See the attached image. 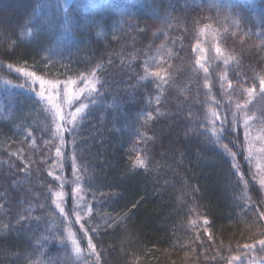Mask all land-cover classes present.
I'll return each instance as SVG.
<instances>
[{
  "label": "trees",
  "instance_id": "obj_1",
  "mask_svg": "<svg viewBox=\"0 0 264 264\" xmlns=\"http://www.w3.org/2000/svg\"><path fill=\"white\" fill-rule=\"evenodd\" d=\"M35 3L36 0H0V204L4 205L0 211V264H32L38 259L50 264H71L68 254L56 241L47 242L43 256L39 255V245L35 243L40 237L51 235L49 213L56 211L45 199V185L57 183L47 174L49 166L55 162L54 146L44 145V141L50 139L49 133L44 131L50 126L45 105L38 103V98H33L25 89L4 83H25L8 64L27 67L49 79H65L75 78L78 73L102 62L105 70L100 76L105 82V97L111 101L115 96L123 104L119 111L94 107L74 134L65 133L68 141L63 158V175L67 178L64 190L68 193L65 207L70 208L75 199L70 159L75 151L84 189L91 188L87 199L93 208L92 223L86 227L101 252L102 264H217V260L212 259L217 250L226 255L230 245L233 254L242 251L237 249L238 243L251 242L250 238L259 235L258 229L247 226L244 217L256 211L257 206L261 208V195L250 179L246 160L233 147V135L227 136L224 143L236 152L240 171L248 181L247 189L233 168L231 157L212 144L210 136L204 135L202 125L208 126V121L199 120L185 135L181 123L175 119L178 114L156 116L154 130L163 145L149 159L147 171L130 170L124 126L130 112V90L141 68L142 43L127 32L113 33L116 10L108 4L96 14L97 18H103L104 35L97 34L101 29L95 24H88L75 31L70 44L49 53L46 35L35 39L20 35L25 24L31 27ZM179 21L193 34V57L198 55L193 51L198 41L205 49L203 62L211 76L212 95L221 101L225 93L219 89L218 78L222 71L215 46L206 35H198L189 16L182 13ZM12 41L15 47H10ZM198 74L199 83L195 90H189L190 98L212 101L211 96L205 94L207 90L201 87L203 72ZM183 76L186 82L187 74ZM29 130L35 138V147L31 139H25ZM20 149H23L24 159L34 163L27 181L14 183L25 180V174L20 171L23 162L10 154ZM43 157H49L47 164L41 163ZM40 203L45 207L40 208ZM30 206L34 211L29 212ZM21 213L29 219L17 223ZM203 218L210 221L208 227L213 241L207 240L203 226L190 225L191 220L202 225ZM60 219L57 212V224ZM94 226H98V232L91 231ZM72 227L86 249L87 239L83 238L79 224L73 223ZM197 234L210 246H202L196 239ZM242 259L246 264H261L264 252L257 250Z\"/></svg>",
  "mask_w": 264,
  "mask_h": 264
},
{
  "label": "snow or ice",
  "instance_id": "obj_2",
  "mask_svg": "<svg viewBox=\"0 0 264 264\" xmlns=\"http://www.w3.org/2000/svg\"><path fill=\"white\" fill-rule=\"evenodd\" d=\"M112 2L113 0H36L33 9V18H30L31 27L29 24H25L20 35H27L33 37V39L38 38L40 35H46L49 40V46L46 47V51L49 53L59 51L62 47H65L74 40L75 31L79 27L86 28L88 24H95L101 29L97 34L102 35L104 21L102 17L97 18L96 14L99 10L104 9L106 4ZM138 3L139 0H125L124 3L118 6L125 13H130V10L137 7ZM247 6L251 8L252 3L249 2ZM170 7L175 8V5H170ZM182 7L186 10L194 7L203 9L204 4L202 0H183ZM209 10H215L216 16L219 18V22L222 24L225 33L228 32V25L223 23L226 20H231L232 25L236 29L241 27L240 20L234 17L230 10L221 7L219 4L211 5ZM77 14H79L82 20L81 23H78ZM169 19L170 17L166 15L165 20ZM206 19L212 21L213 17H206ZM196 23L199 24L200 21ZM261 24L264 25V18L261 19ZM210 30L213 35L219 34V29L213 28L211 23H204L198 29V35H207ZM232 34L235 35V33ZM10 47H15V41L11 42ZM160 49L164 50V55H167L169 59L173 57L174 53L170 48H165V45L162 44L160 45ZM193 51L198 53V55L193 57L192 71L194 73L203 72V83L201 87L207 90L205 94L211 96L212 102L222 109L223 105L221 102L217 101L215 96L212 95L213 85L211 83V76L208 67L203 62L205 49L201 47L199 41L196 43ZM215 53L216 58L220 59L225 67V71L218 78V84L220 91L226 93V102L230 107L227 112L217 111L215 108L208 109L205 116V119L208 121V126L202 125V127L205 128L204 135L210 136L211 143L219 146L223 152L231 157L233 168L239 174L244 188L247 189L248 181L244 178V173L240 171L237 154L229 148L228 144L224 143V139L229 135H235L237 140L233 142V147L241 151V155L246 161H251L253 157V139L250 135V129L252 128L251 122L257 121L264 126V111H261L260 115L257 116L255 111H253L255 105L252 102L257 99L264 100V74H257L256 76L248 78L236 72L234 74L236 78L234 86L233 81L228 78L227 69L230 63L235 64L237 67L240 65L239 54L234 53V51L222 49L219 44L215 47ZM145 55L148 56L147 53ZM157 56L159 60L151 56L144 60L143 74L138 75L137 82L151 80L158 90L155 101L159 104L165 86H170L169 82L172 79V73L168 71L171 65L167 64V61L163 59L159 51ZM133 60L134 57L129 60V63L131 64ZM7 67L15 73L20 74L24 78L25 83L17 85H13L11 81H4V83L13 88L25 89L27 92L32 93L33 98H38V103L42 102L45 105L50 120V126L44 129V131L49 133L50 139L45 140L44 145L48 146L49 144H53L55 162L49 166L47 174L57 183L55 186L51 183L45 185L47 191L45 199L49 200L51 205H54L56 211L49 213V216L52 218L49 226L51 235H44L35 242L39 245V255H44V248H46L47 242L56 241L58 246L68 254L71 264H89V262L90 264H102L101 252L97 250V244L93 242L92 236L89 235V228L86 227V224L92 223L93 208L87 199V192L91 191V188L84 189L83 174L77 165L75 151H73L70 159L74 177L71 182L72 195L75 199L72 206L66 210L65 206L68 203V193L64 190L67 178L63 175V158L64 148L68 143L65 139V133L69 135L74 134L79 129L80 124L91 115L94 107L101 109L109 108L113 111H119L123 108V104L119 103L115 96L112 97L111 101L105 97V82L100 76V73L105 70V66L100 62L86 72L78 73L75 78L67 77L65 79H49L44 74H38L37 71L29 70L27 67H16L12 64H8ZM249 79L252 80L251 83H248ZM234 96H236L235 100H233ZM250 105L251 107H249ZM156 111L157 114L163 115L159 108ZM146 116L148 119L153 118L151 112H147ZM241 125L243 126V145L239 143L238 136ZM116 131H120V129H116ZM134 134L136 135L137 143L141 141L147 143V140L150 139L147 133L141 132L139 129H135ZM25 139H31V145L33 147L36 146L35 138L32 136L30 130L27 132ZM255 140L264 145V130L255 137ZM71 143L74 148V137ZM245 146L247 151L246 156L244 155ZM258 151L264 156V146H261ZM22 152L23 149L10 153L20 159L24 164V167L20 171L25 174V180L14 181V183H24L31 176V168L34 161L25 160L21 155ZM131 152L135 155L129 157V169L133 171L137 169L147 171L149 159L146 154H143L144 149L134 146ZM48 158H41V163L47 164ZM256 167L258 169V175L257 173H253L251 178L253 180L258 178L261 189H264V162L257 161ZM86 171L85 169V173ZM100 195L103 196L104 193H100ZM95 196L96 194L93 193V200H95ZM245 197L249 200L251 199L247 197L246 192ZM39 207L44 208V203H40ZM259 207L257 206L256 222L264 225V211H258ZM3 208L4 205L0 204V211ZM31 211H34V209L30 206L29 212ZM57 212L61 217L59 224L56 222ZM25 219H29V217H25L21 213L17 223ZM34 219L39 220L41 217H34ZM73 223L79 224L80 230L83 232V238L87 239L86 249L82 247L81 237L73 229ZM190 225L193 227L203 226L207 240H214L208 227L210 221L207 218H203L202 225L198 224L196 220H191ZM91 231L98 232V226L92 227ZM196 239L200 240L199 234H197ZM250 241L242 245L238 243L237 249H242V251H239L237 254H233V249L229 245L226 255H223L220 250H217L212 259L217 260V264H220L221 261L222 264H246V261L242 257H246L257 250L264 252V231H260L258 236L250 238ZM200 243L205 247L210 246L205 245L203 240H200ZM221 244H223L222 241ZM32 264H50V262L38 259L32 262ZM261 264H264V260L261 261Z\"/></svg>",
  "mask_w": 264,
  "mask_h": 264
},
{
  "label": "rangeland",
  "instance_id": "obj_3",
  "mask_svg": "<svg viewBox=\"0 0 264 264\" xmlns=\"http://www.w3.org/2000/svg\"><path fill=\"white\" fill-rule=\"evenodd\" d=\"M124 2L125 0H113L112 3H109L116 10V18L113 25L115 30L112 29V31L115 34L127 32L132 35L135 41L142 43L141 56L139 58L141 68L138 75L143 74V62L149 56L156 57L159 60L158 51L163 56V59L167 61V64L171 65L168 69L172 73V79L169 82L170 86H165L159 104L155 101L158 90L151 80L138 83L137 77L129 94L130 112L126 117L124 126L126 150L130 156H134L135 154L131 152V149L134 146L142 148L144 149L143 154H146L148 159H151L163 145L162 138L154 130L157 122L156 116H159L156 111L157 108L165 115L169 113L172 115L178 114L175 119L179 120L181 131L186 135V132L190 133L199 120L205 119L208 109L215 108L217 111L227 112L230 107L226 102V93L220 101L223 105L222 109L217 107L212 101L190 98L189 90H195L199 83V74L192 71L193 55L191 47L194 37L191 31L188 32L181 25L179 17L182 16V13L189 16L195 30L202 27L204 23H211L213 28L219 29L218 35H213L210 30L206 37L215 47L219 44L222 49L239 54L240 65L237 67L235 64L230 63L227 69L228 78L233 81L235 86L236 78L234 74L236 72L248 78L257 74H264V25L261 24V19L264 18V0H202L203 9L194 7L188 10L182 7L183 0H139L137 7L131 9L130 13H125L118 6ZM249 2L252 3L251 8L247 6ZM173 4L175 8L170 7ZM213 4H219L221 7L230 10L232 15L240 20L241 27L236 29L232 25L231 20H226L223 23L228 25V32L225 33L215 10H209ZM166 15L170 17L169 20H165ZM206 17H213V20L208 21ZM197 21H200V23L197 24ZM232 33H235V35ZM104 34L105 30H103ZM162 44L165 45V48H170L174 53L171 59L164 55L163 49H160ZM218 61L223 73L225 67L220 59ZM183 74H187L186 82L182 80ZM251 82L252 80L249 79L248 83ZM235 99L236 96L233 97V100ZM252 103L255 105L253 111L259 116L260 112L264 111V100L257 99ZM147 112L152 113V119L147 118ZM251 124L250 135L253 139V157L250 162H246L250 172V179L261 195V205H264V189H261L258 178L256 180L251 178L253 173L258 175L257 161L264 162V156L258 151L264 145L255 140V137L264 130V126L257 121H252ZM135 129L147 133V136L150 137L147 143L143 141L137 143V138L134 134ZM238 136L239 143L243 145L242 125L239 128ZM233 137L234 142H236L237 137L235 135ZM239 152L241 153V151ZM244 155H247L246 146ZM258 211H264V206H261ZM256 215L257 210H252L244 217L248 222L247 226L254 227L258 231H264V225L256 222Z\"/></svg>",
  "mask_w": 264,
  "mask_h": 264
}]
</instances>
